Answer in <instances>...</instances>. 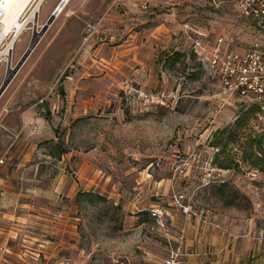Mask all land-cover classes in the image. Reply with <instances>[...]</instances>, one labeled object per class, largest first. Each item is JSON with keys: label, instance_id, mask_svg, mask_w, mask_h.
I'll return each instance as SVG.
<instances>
[{"label": "rangeland", "instance_id": "rangeland-1", "mask_svg": "<svg viewBox=\"0 0 264 264\" xmlns=\"http://www.w3.org/2000/svg\"><path fill=\"white\" fill-rule=\"evenodd\" d=\"M57 3L44 1L39 26ZM237 10L232 0H71L0 98V129L9 135L0 136V149L15 134L31 138L18 131L17 115L38 110L47 132L35 142L47 155L68 150L65 170L80 190L62 200L64 236L22 223L8 243L11 264H109L113 250L131 263H158L162 244L148 231L149 211L139 212L157 193L182 195L194 209L264 236V155L251 146L254 116L238 125L243 107L191 56L196 35L185 26L206 32L208 48L234 35L243 51L259 37ZM27 27L13 67L41 30ZM177 53L185 54L179 62ZM9 67L0 64V85Z\"/></svg>", "mask_w": 264, "mask_h": 264}, {"label": "crops", "instance_id": "crops-1", "mask_svg": "<svg viewBox=\"0 0 264 264\" xmlns=\"http://www.w3.org/2000/svg\"><path fill=\"white\" fill-rule=\"evenodd\" d=\"M17 117L22 125L18 131L34 139H19L15 134L13 143L6 149H0V160L3 161L0 162V264H11L8 257L12 251L8 243L17 238V231L25 220H33L36 224L34 227L38 225L36 229L49 227L51 234L64 236L66 224L62 221L67 220L64 218L66 205L62 200L65 195L80 190L79 183L71 181L65 170L71 166V154L62 155L57 161L43 154L35 142L47 132L45 120L38 110L29 109ZM0 136L2 141H6L9 135L0 129ZM52 137V132H49V138ZM45 156L47 159L44 160ZM151 200L146 204L148 207H142L139 212L159 206L167 215L170 234L177 235L182 230L185 232L180 264H264V236L258 231L248 233V228L233 226L231 220L230 226L221 222L228 229L227 232L207 227L197 219L184 215L175 199L168 200L157 193ZM8 219L13 222H8ZM159 243L162 246L160 255H157L158 261L168 256L166 241ZM37 250L36 255L43 251ZM151 254L143 256L145 262L149 261Z\"/></svg>", "mask_w": 264, "mask_h": 264}, {"label": "built area", "instance_id": "built-area-1", "mask_svg": "<svg viewBox=\"0 0 264 264\" xmlns=\"http://www.w3.org/2000/svg\"><path fill=\"white\" fill-rule=\"evenodd\" d=\"M237 7V11L247 20L252 37H259V40L252 42L248 49L238 51L234 48V35L219 36L210 48L203 42L207 38L206 32L199 28L186 26L189 31L196 35L194 40L193 52L203 63V67L209 70V73L218 78L221 94L230 100L238 101L240 105H259L260 111L255 115L254 130L264 134V0H232ZM62 2V0H61ZM60 2V3H61ZM144 8H147L144 5ZM57 7L53 11L55 13ZM31 11H27L22 23L29 24ZM3 11L0 8V29L2 24ZM42 27V25H37ZM13 30V29H12ZM189 34V33H188ZM11 32L6 36L10 38ZM190 37V34H189ZM191 38V37H190ZM5 49V46L2 47ZM13 54V49H12ZM12 56L10 62L6 59H0V64L6 62L12 65ZM13 66V65H12ZM0 162H3L2 160ZM178 207L184 215L193 217L207 227L228 231L221 223L219 214H210L208 210L194 209L191 204L185 203L182 195H174ZM152 222L148 226V231L152 238L166 241L168 247V256L158 264H180L184 252L185 232L182 230L177 235L170 234L165 210L159 206L149 210ZM110 264H135L131 263L128 256L119 254L113 250L110 252ZM158 259V258H157Z\"/></svg>", "mask_w": 264, "mask_h": 264}, {"label": "bare ground", "instance_id": "bare-ground-1", "mask_svg": "<svg viewBox=\"0 0 264 264\" xmlns=\"http://www.w3.org/2000/svg\"><path fill=\"white\" fill-rule=\"evenodd\" d=\"M45 0H0V8L3 11L2 24L0 29V59L8 60L10 62L13 51L15 50V44L20 41L23 36V32L28 28L27 22L22 23V18L25 19L27 11H31L30 20L34 21L35 25L39 24L40 12L42 4ZM71 0H62L61 3H57L55 8L58 9L55 12V16L62 14ZM54 8V10H55ZM13 29V30H12ZM11 32V36L6 40V36ZM22 40V39H21ZM5 46L3 50L2 47ZM10 71V69H9Z\"/></svg>", "mask_w": 264, "mask_h": 264}, {"label": "trees", "instance_id": "trees-1", "mask_svg": "<svg viewBox=\"0 0 264 264\" xmlns=\"http://www.w3.org/2000/svg\"><path fill=\"white\" fill-rule=\"evenodd\" d=\"M191 53V56L193 58H196L198 59V57L196 56L195 52L190 51ZM185 54L184 53H177L176 56L174 57V61L175 62H179L181 59L182 56H184ZM199 60V65H201V67H203V63ZM196 76H194V79H196L198 77V73L194 74ZM243 107V112L241 114L244 115V117L242 118V121L239 122V126H241L243 124V120L246 118V116H254L255 118V115L260 111V106L259 105H241ZM253 131H254V134L256 135L252 140H251V146H255L256 147V150H258V152L262 155H264V134H260L258 133L256 130H254L253 128ZM62 145H64V143L62 142ZM216 145H220L219 143H216ZM224 151L223 150H220V153H223ZM68 153V150L66 148H63L62 146V150H60L59 152H51L49 155L51 157H53V159L59 161L61 158H62V155H65ZM221 167H224L226 169H230L231 167H227V166H221ZM224 195V193H223Z\"/></svg>", "mask_w": 264, "mask_h": 264}, {"label": "water", "instance_id": "water-1", "mask_svg": "<svg viewBox=\"0 0 264 264\" xmlns=\"http://www.w3.org/2000/svg\"><path fill=\"white\" fill-rule=\"evenodd\" d=\"M58 9V8H57ZM56 20L55 13H52L48 20L42 25L41 30H36L34 33V36L26 48L25 53L21 56V58L15 63V66L13 67L10 64V71H8L7 75L4 78L3 83L0 85V98L2 97V94L7 90V88L11 85V82L13 81V78L15 75L20 71L24 63L26 62L27 58L31 55L37 44L41 41V38L45 35V32L49 29V27L54 23Z\"/></svg>", "mask_w": 264, "mask_h": 264}]
</instances>
